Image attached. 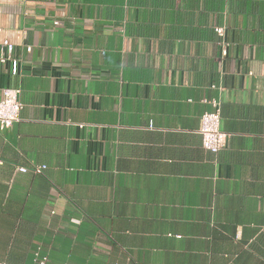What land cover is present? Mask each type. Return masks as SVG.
<instances>
[{"label":"crops","instance_id":"0c3cea01","mask_svg":"<svg viewBox=\"0 0 264 264\" xmlns=\"http://www.w3.org/2000/svg\"><path fill=\"white\" fill-rule=\"evenodd\" d=\"M0 27V262L264 264V0H0Z\"/></svg>","mask_w":264,"mask_h":264},{"label":"built area","instance_id":"2783aa9c","mask_svg":"<svg viewBox=\"0 0 264 264\" xmlns=\"http://www.w3.org/2000/svg\"><path fill=\"white\" fill-rule=\"evenodd\" d=\"M21 1V0H15ZM214 31L222 38L224 35V26H215ZM227 43L224 42L221 50V55L227 54ZM29 51L30 47H26ZM13 43L8 37L2 36V28L0 27V63H9L10 73L15 75L18 73V60L12 57ZM20 89L19 88H3L1 89L0 96V130L10 127L14 122L20 119V110L22 104L19 101ZM213 109L205 111L200 115L199 124V135L201 139L202 147L216 154L223 146L227 138V133L220 129V109L219 103L216 101L212 102ZM46 168V165H34L31 169L25 166L18 167V171L26 172L30 170L33 173H42ZM46 256L41 255L38 249L34 253L33 262L34 264H45ZM0 264H7L0 262Z\"/></svg>","mask_w":264,"mask_h":264}]
</instances>
